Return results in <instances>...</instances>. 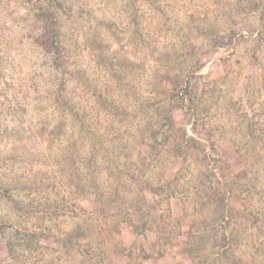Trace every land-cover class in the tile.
Masks as SVG:
<instances>
[{"label": "rangeland", "instance_id": "1", "mask_svg": "<svg viewBox=\"0 0 264 264\" xmlns=\"http://www.w3.org/2000/svg\"><path fill=\"white\" fill-rule=\"evenodd\" d=\"M45 7L0 0V264H264V0Z\"/></svg>", "mask_w": 264, "mask_h": 264}, {"label": "trees", "instance_id": "2", "mask_svg": "<svg viewBox=\"0 0 264 264\" xmlns=\"http://www.w3.org/2000/svg\"><path fill=\"white\" fill-rule=\"evenodd\" d=\"M45 2H46V6L47 7H45L44 9H45V11H44V15H45V17H47V18H50L51 19V26H50V28H49V31H48V33H47V38H48V41L52 44V45H54L55 47H56V49L57 50H61V42H62V39H61V33H60V29H59V21H58V17H57V13H56V11L54 10V8H55V4H56V0H45ZM50 8H51V10H50ZM211 31H213V29L211 30ZM257 30H253L251 33L252 34H254L255 32H256ZM258 32L260 33V34H262L263 35V33H264V24H263V26H261V29H259L258 30ZM193 49V51H194V53H195V50H194V48H192ZM193 55V53L192 52H190V55ZM117 73H119L118 71H116V74ZM195 77V73H194V71H189L188 72V74H187V78H188V80H187V86L182 90L183 92V94L185 93V95H183L182 96V107H184L185 109H186V111H187V113L189 114V115H195V109L191 106V107H188L187 105H186V97L189 95V89H190V86H191V80L193 79ZM59 100H63L62 98H61V96H59ZM193 108V109H192ZM77 114V113H76ZM162 118L163 119H165V121L167 122H169L170 121V125H172V127H173V122H172V118H171V112H165L164 114H163V116H162ZM245 119L247 120V131H248V134H249V137L251 138V139H256V135H257V125L253 122V119H251V118H249V116L248 115H246L245 116ZM104 147H105V144H102ZM144 159L143 158H140V161L139 162H141V161H143ZM116 162H118L119 160H115ZM145 161V160H144ZM119 163V162H118ZM146 167H147V163L145 164L144 163V165H143V170H145L146 169ZM134 178H132L133 179V181L134 182H137V183H140L139 182V176H133ZM141 184V183H140ZM95 185V186H94ZM93 186L94 187H96V184H94ZM84 189V188H83ZM97 189H99V188H97ZM141 191L142 190H140L139 192V194H141ZM101 195V194H100ZM136 202H138L139 203V200L138 201H136ZM138 205V204H137ZM81 233V232H80ZM26 238L28 239V240H31V241H36L38 238H37V236H36V234L35 233H33V234H31V235H26ZM27 241V240H26ZM25 243V242H24ZM12 249H13V245H10V250L12 251Z\"/></svg>", "mask_w": 264, "mask_h": 264}]
</instances>
